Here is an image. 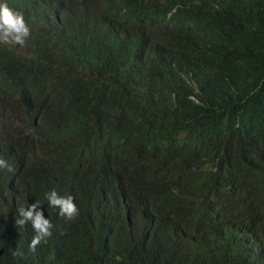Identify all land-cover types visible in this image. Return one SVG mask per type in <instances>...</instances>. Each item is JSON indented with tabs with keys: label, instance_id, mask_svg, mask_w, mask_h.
I'll use <instances>...</instances> for the list:
<instances>
[{
	"label": "trees",
	"instance_id": "trees-1",
	"mask_svg": "<svg viewBox=\"0 0 264 264\" xmlns=\"http://www.w3.org/2000/svg\"><path fill=\"white\" fill-rule=\"evenodd\" d=\"M41 13L63 17L62 41H41ZM23 15L28 59L0 49V264H225L242 234L264 264V0ZM37 201L53 234L33 254L15 216Z\"/></svg>",
	"mask_w": 264,
	"mask_h": 264
},
{
	"label": "clouds",
	"instance_id": "clouds-1",
	"mask_svg": "<svg viewBox=\"0 0 264 264\" xmlns=\"http://www.w3.org/2000/svg\"><path fill=\"white\" fill-rule=\"evenodd\" d=\"M50 0H0V49L16 53L24 58L25 52H29V42L32 32L29 24L24 18V13L36 14L42 10V6L49 3ZM63 1V0H51ZM39 24L41 27V41L46 42L50 39L62 41L66 33L63 17L57 13L46 15L41 13ZM6 169L11 172L13 169L7 161L0 158V170ZM50 208L58 209V214L65 220H72L78 215V208L74 203L72 196H60L56 190H51L45 194ZM39 202L17 209L15 216V226L23 228L31 224L34 231L33 239L29 245V251L33 254L37 246L52 236L53 224L48 218H45L44 212ZM252 236V235H250ZM260 245L255 238L248 237L246 234L239 236V243L225 264H260L259 255ZM13 255L22 256L23 253L19 247L13 252ZM152 263L156 264V259L152 258ZM148 264V263H147Z\"/></svg>",
	"mask_w": 264,
	"mask_h": 264
},
{
	"label": "rangeland",
	"instance_id": "rangeland-1",
	"mask_svg": "<svg viewBox=\"0 0 264 264\" xmlns=\"http://www.w3.org/2000/svg\"><path fill=\"white\" fill-rule=\"evenodd\" d=\"M0 46H2V44H0ZM24 55L25 56H28L29 55V52H25Z\"/></svg>",
	"mask_w": 264,
	"mask_h": 264
}]
</instances>
